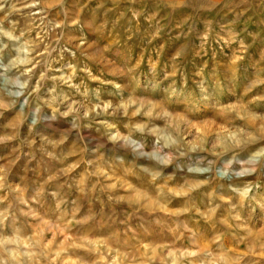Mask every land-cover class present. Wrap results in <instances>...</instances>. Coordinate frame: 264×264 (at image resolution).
Segmentation results:
<instances>
[{
    "label": "rangeland",
    "instance_id": "rangeland-1",
    "mask_svg": "<svg viewBox=\"0 0 264 264\" xmlns=\"http://www.w3.org/2000/svg\"><path fill=\"white\" fill-rule=\"evenodd\" d=\"M0 264H264V0H0Z\"/></svg>",
    "mask_w": 264,
    "mask_h": 264
}]
</instances>
